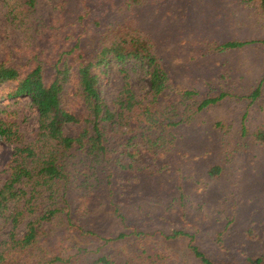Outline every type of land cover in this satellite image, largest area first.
Returning <instances> with one entry per match:
<instances>
[{
  "label": "rangeland",
  "instance_id": "rangeland-1",
  "mask_svg": "<svg viewBox=\"0 0 264 264\" xmlns=\"http://www.w3.org/2000/svg\"><path fill=\"white\" fill-rule=\"evenodd\" d=\"M60 2L37 0L29 31L16 11L0 0V62L25 64L38 46H53L88 6L90 16L86 22L91 30L97 29L96 19L105 28L128 17L150 31L177 94L181 89H199L201 93L229 95L212 113H200L181 129L184 138L175 150L171 173L166 172L154 182L134 185L115 181L109 187H113V195L108 187L98 189L92 171L88 182L83 183V177L77 180L70 192L73 222L63 225L53 221L47 226L51 250L72 256L74 264H102L95 260L108 253L115 256V264H125L140 246V236L133 233L106 243L82 234L79 227L110 238L123 230L132 232L131 226H137L144 232L145 255L156 251L166 257V264H196L189 235L180 239L165 237L174 230L194 235L196 243L213 259L243 261L247 254H264V149L242 140L219 180L208 177L202 168L206 154L212 151L206 144L209 117L222 116L238 131L242 123L253 127L264 121V95L251 105L242 98L264 76V18L254 13L253 0H146L133 7H128L126 0ZM48 35L56 36V41ZM207 38L250 43L232 53L206 55ZM133 83L138 94L149 88L143 72L133 75ZM122 85L120 65L110 61L100 79L103 95L112 100ZM0 104L17 122L25 141H35L39 117L31 99L20 96ZM75 130L69 126L66 131L73 134ZM215 148L221 152L218 146ZM11 152L12 146L0 138V182L7 178L5 168ZM75 160L79 168L81 159ZM48 195L46 192L33 202L52 204ZM115 208L130 228L124 226ZM8 230L7 224L0 221V240ZM140 260L134 264H145Z\"/></svg>",
  "mask_w": 264,
  "mask_h": 264
},
{
  "label": "trees",
  "instance_id": "trees-1",
  "mask_svg": "<svg viewBox=\"0 0 264 264\" xmlns=\"http://www.w3.org/2000/svg\"><path fill=\"white\" fill-rule=\"evenodd\" d=\"M145 1L126 0V5L133 7ZM4 2L30 31L37 0ZM253 4L254 13L264 18V0H253ZM85 10L53 46H38L25 64L0 62V102L27 96L39 117L36 140L26 142L17 122L0 104V138L12 146L5 168L7 178L0 182V221L9 228L0 240V264L76 263L72 256L51 250L47 242L48 224L73 222V184L82 177L83 183L88 182L89 171L100 190L115 181L134 185L154 182L166 172L171 173L175 150L184 138L182 130L200 113H212L229 95L201 93L199 89H181L177 94L156 38L137 19L127 17L105 28L96 19L97 29L91 30L86 22L90 16L88 6ZM49 37L56 41V36ZM249 43L207 38L204 48L206 55H218L241 50ZM110 61L120 65L123 78L112 100L106 99L100 89L102 73ZM140 72L149 82L144 94H138L133 83V75ZM263 95L264 76L242 98L251 105ZM209 118L206 144L212 151L206 154L202 168L211 179L219 180L226 173L242 140L264 149V121L253 127L242 123L238 131L222 116ZM69 126L75 127L73 134L67 133ZM77 158L82 162L80 169ZM46 192L52 204L33 202ZM109 192L113 195V187ZM115 212L130 228L125 216L117 208ZM131 227L132 232L123 230L110 238L83 226L79 229L106 243L137 234L140 246L125 264H134L139 258L145 264H166V257L156 251L145 255L144 232ZM186 235L190 236L189 247L196 264H264V254H247L243 261L213 259L196 243L194 235L183 230H174L165 237L180 239ZM95 263L115 264V256L103 254Z\"/></svg>",
  "mask_w": 264,
  "mask_h": 264
}]
</instances>
